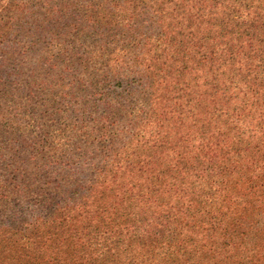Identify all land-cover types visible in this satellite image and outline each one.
Masks as SVG:
<instances>
[{
    "label": "rangeland",
    "instance_id": "rangeland-1",
    "mask_svg": "<svg viewBox=\"0 0 264 264\" xmlns=\"http://www.w3.org/2000/svg\"><path fill=\"white\" fill-rule=\"evenodd\" d=\"M5 1L18 8L16 14L0 8V24H6L5 33L0 30V74L5 64L10 65L7 70L12 74L0 77V226L6 231L0 230V234L6 240L12 237L18 246L24 244L26 231H20L29 229L31 220L37 218L32 213L36 198L39 207L34 210L45 219L51 211L43 209L42 201L48 198L52 209H59L56 202L63 190L71 193L91 186L96 190L91 199L80 195L73 207L78 212L70 215H92V210L112 203L115 196L126 202L137 195L146 196L137 187L126 191L127 196L115 188L116 183L125 181L121 176L127 168L136 165L135 151L143 156L137 148L143 147L144 140L151 144L159 136L167 140L177 134L194 137L197 127H192L191 120L203 123L217 102L227 104L230 124L242 131L229 137L239 142L235 150L242 160H250V171L257 173L256 177L264 176V160L255 166L264 158V111L253 108L255 101L247 97V85H233L230 92L239 97L225 98L229 91L220 95L216 89L228 75H221V70L219 83L214 85L217 88H212L206 70L201 73L196 61H187L188 56L198 59L199 55L179 49V41L198 40L199 31L206 28L191 16L196 1L0 0V7ZM35 14L50 17V25L38 24ZM6 43H11L8 52H4ZM202 54L210 55V51ZM183 61L187 63L184 66ZM220 122H226L225 118H220L218 126ZM228 161L223 163L229 165ZM169 163L165 160L162 167L157 166V174L167 171ZM204 173L211 172L204 169ZM162 176H167L168 184H178L173 188L176 193L170 192V198L164 200L179 207L183 200H192L182 212L179 208L174 218L181 214V222L186 212V220L204 222L208 227L209 222L211 226L219 224L217 220L224 214L218 232L206 236L198 229L173 226L171 232L143 248L138 243L131 248L118 244L120 250L108 251L105 247L110 241L98 243L103 241L99 230L106 225L95 218L97 227L87 230L88 221L73 216L70 222L81 225L79 242L87 238L96 244V252L92 248L87 251L95 258L92 264H264V188L248 184L226 187L231 171L218 179L212 177L209 183L193 175L182 180V185L179 178L172 181L167 174ZM220 183L223 191L218 192ZM34 185L42 188L37 195L32 194ZM104 185L112 191L101 200L103 192H98ZM184 188L187 198L185 194L181 197ZM132 204L141 206L136 198ZM134 208L129 206L127 212L137 219ZM102 215L103 209L93 214ZM30 229L41 230V222ZM15 232L19 235L12 236ZM109 233L104 240L109 239ZM206 240L211 248L204 247ZM78 248L66 247L63 254ZM35 252L52 259L57 253L40 244ZM90 256L84 258V264H90ZM76 257L71 254L74 260ZM71 258L66 254L67 262L62 264H72Z\"/></svg>",
    "mask_w": 264,
    "mask_h": 264
},
{
    "label": "trees",
    "instance_id": "trees-1",
    "mask_svg": "<svg viewBox=\"0 0 264 264\" xmlns=\"http://www.w3.org/2000/svg\"><path fill=\"white\" fill-rule=\"evenodd\" d=\"M194 1L196 2L192 7L193 12L191 16L197 22L199 21V24H205L206 28L199 31L198 40L189 39L179 41V49L182 51L190 49L194 54L197 53L199 55L198 59L194 58V56L193 58L188 56L187 61H196V68L199 72L204 69L206 70L207 73L204 75L206 81L212 88H217L214 85L219 83L218 73L221 70V75H228L226 78L227 81L229 80V87L227 88L225 86L227 83L226 81L223 86L216 89V92L218 90L220 95H225V92L229 91L225 95V98L231 100L234 97H239L238 95L234 96L232 92H230V87L237 84L242 87L243 84H246L248 91L247 97H249L250 101H255L252 104L253 108L264 111V0ZM204 6L207 8L205 9V13L202 14ZM0 8L4 10H14L15 14L18 10L16 7L13 8L10 2L6 3V1ZM205 14H207L209 18H207ZM35 18L38 20V24L47 23L50 25V17L35 14ZM0 27H3L0 28V30L5 33L4 29L6 28V24L1 23ZM189 29L192 28L189 27ZM0 45L3 46V40L0 41ZM10 46L11 43H6L4 45V52H8ZM203 51H210V55L202 54ZM183 63H185L183 66L187 64L186 61H183ZM9 66V64H5L3 74H0V77L2 75L5 77L12 75L11 72L7 70ZM11 67L13 69L15 68L14 66ZM13 69L11 70L13 71ZM5 85L6 83H4V86ZM216 105L218 106L214 108L215 110H213V113L211 112L205 120L202 118L203 123H200V119L198 120L197 118L191 120L193 122L192 127L194 129L197 127V132L196 130L193 131L196 133L194 137H187L185 134H177L174 139L167 140L166 137L159 136V138L154 140L151 144L144 140L143 147L137 148L141 151L143 156H140V152L135 151L134 155L136 159L138 158L136 165L134 168H127V173L121 176L122 180L125 179V181L116 183L115 188L127 196L126 191H129V193L133 192V188L137 187L139 193L146 195H134V198L139 200L141 206L132 204L134 198L126 202L124 197L115 196L116 200H113L112 203H103V205H101L102 207L100 206L92 210V215H70L71 211H76V208L73 207L76 206L75 202L80 195L84 200H87L86 197L91 199L94 196L96 190L91 186L71 193L63 190L62 192L64 193L57 199L59 201L56 202L59 206L57 210L55 208L52 209L53 205L51 200L45 198L42 201L43 209H48L51 213L45 219H42V216H39V214H37L38 212L34 210L39 207L36 204L38 203V199L36 198L32 213L36 214L37 218L31 220L33 223L29 225V229L24 228L20 231H26L23 233L26 236H22L24 238V244L18 246L19 244L14 242L12 237L6 240V238L0 234V264H39L41 262H44V264H62L67 262L66 254L70 256V258L71 254L78 255L75 260L71 258L70 263L84 264V258L90 256L87 254V251L92 248L96 252V244H92L87 238H82V242H79L81 237L79 236L80 231L78 228L81 227V225L76 226L74 223L70 222V218L73 216H77V219L84 218L88 221L87 230H90V227H97L95 218L100 219L96 221H102L106 226H103L99 230L103 241H98V243L105 244L110 241L111 244L105 247L108 251L120 250L121 248L119 247L122 245L118 246V244H123L122 247L128 246L131 248L134 243H138L143 248L147 244H151L154 241L153 239L161 237L165 232H171L170 230L173 229V226L185 227L182 229H198L204 232L206 236H209V233L212 231L213 234H216L220 228L221 222H223L222 220H225L224 214H221L222 220L221 218L217 220L219 224L211 226L209 222L208 227L202 225L204 222L195 223L194 220H186V212H184V215L182 214L183 219L180 220L181 222L178 221L181 214L177 219L174 218L175 212H177L179 208V212H182V207L187 206L188 201L190 202L192 200L187 198V190H185V188L182 191L181 197L185 194L187 199L182 201L180 207L171 205L168 200H164L166 196L170 198V192L174 191V194L176 193L173 188L177 187L178 184L173 183L170 185L167 182V176H162L163 174H167L172 181L179 178L181 179L179 183L182 185L185 178L190 179L193 175H195L198 181H207V183H209L208 181L212 177L218 179L216 177L221 178V176L231 171L232 176L229 177L230 183H227L225 185L226 187L230 184H234V186L248 184L251 188H264V176L258 178L256 177L257 173L250 171L253 164L250 160H242L239 151L235 150L236 146L239 147V142L234 143L232 138L229 139L231 134L233 136L235 134L240 135L242 131L237 128V126L230 124V120L228 119L229 114L226 112L227 104L217 102ZM219 109L220 111H218ZM177 110L181 111V108L178 107ZM216 111L220 112L218 117H215L216 113H218ZM220 118H225L226 122H220L221 124L218 126ZM172 155H174V157L171 160ZM175 159H177V161H175ZM165 160L170 162L165 165L167 171H161V175H158L157 172L159 173V171L155 170V168L157 166L162 167ZM223 160H226V162L229 160V165L224 164ZM262 160H264V158L257 160L255 166H258ZM204 169L206 171L209 170L211 173H204ZM155 173L157 175H155ZM67 176H71V173H68ZM252 178L258 180L257 183L252 182ZM182 180L183 182H181ZM200 183L205 184L206 182ZM200 183L197 188L201 186ZM214 184L215 183H213V187ZM106 188L107 186L104 185L102 190L98 192H103L99 199H104L106 195L110 197V192L112 190ZM198 190L199 193H201L203 187L198 188ZM219 190L218 192L223 191L222 183L219 184ZM39 191H42V188L38 185L36 188L34 185L32 194L37 195L36 192ZM153 195H155V197H153ZM194 195L193 193V196ZM177 198V200L181 199H179L178 195ZM193 199H195V197ZM129 206H133L135 210H138L137 219L131 218L130 214H128L127 210ZM100 209H103V215L94 217L93 214H97ZM197 215L201 214L198 213ZM111 217L112 219H110ZM137 221L140 224L136 225ZM235 221L236 219H231L232 223ZM38 222H41V230H31L30 228L35 226ZM81 229L84 230V228ZM0 230H3L2 226H0ZM113 231H115L114 234ZM108 232H110V237L108 240H104ZM17 235H19L17 232L12 234V236ZM86 237H90V235H86ZM29 241L32 243H29ZM207 242H209V240H206L204 247L211 248L207 245ZM30 244L34 245L33 249L28 247ZM38 244H40L41 247L56 249L57 253L54 254L53 259L51 257H44L43 255H36L35 251ZM72 246H79V248L73 253H66L64 255V249H66V247L71 248ZM133 251L134 250L131 252L133 253ZM179 251L184 252V250ZM121 258L122 256L120 259ZM89 259H91L89 263L92 264L95 258L94 256H90ZM46 260L48 262H45ZM111 260L119 262L118 259ZM187 260L188 259H186V261ZM128 264H132V262Z\"/></svg>",
    "mask_w": 264,
    "mask_h": 264
}]
</instances>
